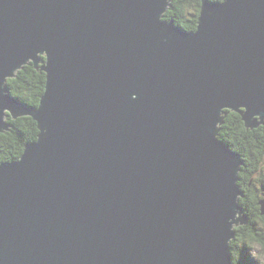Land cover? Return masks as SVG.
<instances>
[{
    "label": "water",
    "instance_id": "obj_1",
    "mask_svg": "<svg viewBox=\"0 0 264 264\" xmlns=\"http://www.w3.org/2000/svg\"><path fill=\"white\" fill-rule=\"evenodd\" d=\"M170 1L0 0V132L38 130L0 162V264H233L243 159L219 133L264 122V0H200L194 30ZM27 64L37 106L7 87Z\"/></svg>",
    "mask_w": 264,
    "mask_h": 264
},
{
    "label": "trees",
    "instance_id": "obj_2",
    "mask_svg": "<svg viewBox=\"0 0 264 264\" xmlns=\"http://www.w3.org/2000/svg\"><path fill=\"white\" fill-rule=\"evenodd\" d=\"M212 1V0H211ZM171 11L167 10L164 15V19H173L174 22L186 30H194L196 27V21L199 14L200 0H171ZM9 85V93L19 98L24 104L28 106H37L40 97L44 92L45 86V74L39 72V68H34L32 64L24 65L22 69L17 71V74L13 78L7 79ZM6 122L9 127V131L0 132V162L17 159L20 157L24 143L36 139L38 130L35 121L26 116H19L13 119L8 115ZM250 130L245 127L242 121L241 115L236 112H228L224 118L222 129L219 136L225 141L233 144V149L241 154V157L248 154L245 148L247 146V140L250 139L253 144L257 145L255 151L257 157L254 160V165L251 170H257L259 166L260 158H262V150H264V124L260 130ZM258 132L263 136L260 138L261 143H258L255 134ZM257 137V136H256ZM258 138V137H257ZM263 148V149H262ZM242 175V172H240ZM247 180V179H246ZM242 182V180H240ZM244 186H249L248 182L244 179ZM254 188V187H253ZM263 198H256L257 210H260L259 201ZM242 206V203H241ZM253 230L259 229L252 227ZM236 231V228H235ZM242 244L236 246L235 238L230 241V253L233 264H258L254 258L249 255L248 245ZM239 252V253H238ZM241 256H244V260H241Z\"/></svg>",
    "mask_w": 264,
    "mask_h": 264
},
{
    "label": "rangeland",
    "instance_id": "obj_3",
    "mask_svg": "<svg viewBox=\"0 0 264 264\" xmlns=\"http://www.w3.org/2000/svg\"><path fill=\"white\" fill-rule=\"evenodd\" d=\"M218 1L221 2L222 0H212V2H218ZM200 6H201V2H200ZM167 10L171 11V7L168 6ZM199 10H200V7H199ZM165 12H164V15H165ZM168 20L170 21V20H173V19H168ZM16 74H17V71L15 72V76H16ZM7 87L9 88V85H7ZM244 110H245V108H244ZM13 119H15V118H13ZM261 124H264V122L261 123ZM249 129L250 130H253L252 128H249ZM3 131H9L8 124H7V127L3 129ZM3 131H1V132H3ZM256 136L261 138V134L259 132H258V134L257 133L255 134L256 141L259 140L257 142L258 143H261L260 138H257ZM248 140H250V139H248ZM262 151H263L261 153L262 154V158H260L259 166L257 167V170H254V168H253L252 170H254V172L251 173V175H250L251 177H253V179H255L253 181V183L255 184L254 188L253 187H250V188L249 187H246V188H244V183L242 184V182H240V181L237 182V185L240 187L239 189L242 191V195H239V197H238V203H239L240 206H241V203H242V206L241 207L243 208V210L241 211L240 215L241 214H244L245 216H247V212L248 211L250 212V210H251L250 205L247 202V196L250 195L251 191H253V190L256 189L258 191L257 192L258 193V197L264 199V150H262ZM252 166H250V168ZM242 167H243V165H242ZM250 168H248V172H249ZM240 177H241V175H240ZM247 182H249V181H247ZM246 193H247V196H246ZM258 211H261V210H258ZM253 219L255 220L256 228L259 229L257 231L259 233V237H256L255 239H253L252 238L253 236H251V234L248 231H243L242 233H240L241 228L245 227V224H247L248 222L251 223V224H249L251 226V228L253 226H255V225H252V224H254V221L251 220V219H248V216H247V223H244V224L243 223H240L237 226H235L236 227V231H235V233H236L235 234V244L237 246H241L242 243H244V242L247 243L248 250H249V255L252 258H254L257 261L258 264H264V214L262 215L261 219H259V218L258 219L253 218ZM247 245H245V246H247ZM243 258H244V256L243 257L241 256V260L242 261L244 260Z\"/></svg>",
    "mask_w": 264,
    "mask_h": 264
},
{
    "label": "flooded vegetation",
    "instance_id": "obj_4",
    "mask_svg": "<svg viewBox=\"0 0 264 264\" xmlns=\"http://www.w3.org/2000/svg\"><path fill=\"white\" fill-rule=\"evenodd\" d=\"M262 125L263 124H260L258 127L253 128V130L256 129L257 131H259L260 130V127ZM258 138H260V137H258ZM261 139H263V136L261 137ZM246 143H247V146L249 148H245L247 150L248 154L246 156L243 155V157H242V159H243V167H242V171H241L242 172L241 180H242V184L244 183L243 182L244 179H245V181H249L248 184H250V185L249 186H246V187H249L250 188V187H254L255 186V184L253 183V181L255 179H253V177L250 176L251 173L254 172V170H251L250 166H252L254 164V160L257 157L255 151L257 150L256 147H257L258 144L257 145L256 144H253L251 140H247ZM248 168H250L249 172H248ZM246 187L244 186V188H246ZM257 192L258 191L255 189V190L251 191V193H250L249 196H247V193H246L247 202H248V204L250 205V208H251L250 212L249 211L247 212V216H248V219H251V220L254 221V224H252V225H255V220L253 218H255V219H258L259 218V219H261V217L263 215L262 213H260V211L257 210V205H256V198L258 196V193ZM249 224H250L249 222L247 224H245V227L241 228L240 233H242L243 231H248L251 234V236H253L252 237L253 239H255L256 237H259V233L257 231H255V230H253ZM255 226H253V227H255ZM242 244H246L247 245V243H245V242L242 243ZM238 248H239V246H238Z\"/></svg>",
    "mask_w": 264,
    "mask_h": 264
},
{
    "label": "bare ground",
    "instance_id": "obj_5",
    "mask_svg": "<svg viewBox=\"0 0 264 264\" xmlns=\"http://www.w3.org/2000/svg\"><path fill=\"white\" fill-rule=\"evenodd\" d=\"M251 224V223H250ZM239 253V252H238Z\"/></svg>",
    "mask_w": 264,
    "mask_h": 264
}]
</instances>
